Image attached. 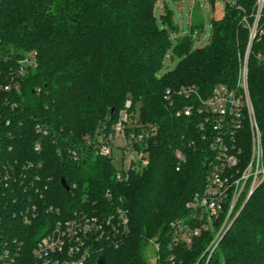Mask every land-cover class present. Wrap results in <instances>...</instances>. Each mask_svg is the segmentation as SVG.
<instances>
[{"label":"trees","instance_id":"1","mask_svg":"<svg viewBox=\"0 0 264 264\" xmlns=\"http://www.w3.org/2000/svg\"><path fill=\"white\" fill-rule=\"evenodd\" d=\"M157 2L0 0V255L16 252L11 264H35L34 247L59 221L117 207L127 211L128 232L115 243L95 239L85 264L101 254L107 264H149L152 240L160 244L155 264H264V182L210 258L202 255L211 231L189 245L174 241L172 222L192 215L187 204L205 188L213 150L198 115L176 113L191 100L175 96L171 106L165 99L168 88L195 85L206 98L217 85L236 86L249 36L242 18L255 0L228 3L209 43L196 48L193 34L204 24L192 23L173 43ZM161 20L172 24L169 8ZM171 49L180 61L160 76ZM26 53H35L37 65L21 73ZM249 87L264 143V34L253 44ZM127 101L128 132L137 123L157 129L147 140L149 164L119 181L112 157L93 143L115 131ZM244 148L247 155V136ZM178 150L187 157L180 170Z\"/></svg>","mask_w":264,"mask_h":264},{"label":"built area","instance_id":"2","mask_svg":"<svg viewBox=\"0 0 264 264\" xmlns=\"http://www.w3.org/2000/svg\"><path fill=\"white\" fill-rule=\"evenodd\" d=\"M242 22L249 30L248 43L241 59L236 86L217 85L210 96L202 97L195 85L168 88L165 99L171 106L176 105L175 96L191 100L177 109V115L199 117L198 126L204 138L210 139L213 159L206 175L205 188L188 202L192 215L187 219L172 222L173 238L176 243L191 244L204 231H211L212 239L203 255L210 258L217 249L227 230L239 216L255 190L264 182V143L256 117L249 87V61L253 44L264 34V0H255L253 11L245 13ZM28 60V62L26 61ZM21 73L28 66L36 67L35 53L21 60ZM11 86L6 85L5 89ZM120 111L114 132L98 135L94 144L97 154L112 157L117 167L119 181L129 178L130 171L149 164L147 140L156 133L155 126L135 124L137 130L127 131L131 117L127 108ZM38 131L47 134V128L36 125ZM246 132L248 133L246 135ZM249 142L246 155L245 142ZM40 145H36L39 149ZM78 160L80 155L71 151ZM177 170L187 162L184 151L178 150ZM33 217L36 205H32ZM30 211V209H29ZM26 223L32 217L24 216ZM129 230V216L126 209L117 207L113 212L89 214L76 213L75 217L59 221L45 234L33 249L35 264H85L92 254L94 240L107 239L118 242L120 236ZM156 250L160 244L152 240ZM16 252L6 249L0 255V264L14 262Z\"/></svg>","mask_w":264,"mask_h":264},{"label":"rangeland","instance_id":"3","mask_svg":"<svg viewBox=\"0 0 264 264\" xmlns=\"http://www.w3.org/2000/svg\"><path fill=\"white\" fill-rule=\"evenodd\" d=\"M236 2L237 0H158L157 19L159 24L168 31L173 43H176L179 37L189 34L192 23L202 22L204 24L203 32L201 33L198 29L193 34V39H195V48L204 47L212 37L213 21L223 18L228 3L235 4ZM164 7L169 8L172 12V24L161 20ZM30 54L26 53L25 57ZM26 61L28 62V60ZM179 61V55L172 49L169 50L159 75L175 69ZM146 254L149 257V264H155L156 253L153 245L146 249Z\"/></svg>","mask_w":264,"mask_h":264},{"label":"water","instance_id":"4","mask_svg":"<svg viewBox=\"0 0 264 264\" xmlns=\"http://www.w3.org/2000/svg\"><path fill=\"white\" fill-rule=\"evenodd\" d=\"M61 183H62V185H63L67 190L70 189V186L68 185V183H67V181H66V179H65L64 177L61 179ZM95 264H107V262H106V255H105V254H101V255L97 258Z\"/></svg>","mask_w":264,"mask_h":264}]
</instances>
